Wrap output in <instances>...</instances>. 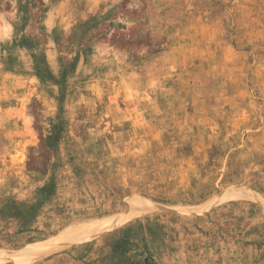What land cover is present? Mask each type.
<instances>
[{"label": "rangeland", "instance_id": "rangeland-1", "mask_svg": "<svg viewBox=\"0 0 264 264\" xmlns=\"http://www.w3.org/2000/svg\"><path fill=\"white\" fill-rule=\"evenodd\" d=\"M0 253L264 264V0H0Z\"/></svg>", "mask_w": 264, "mask_h": 264}, {"label": "bare ground", "instance_id": "bare-ground-1", "mask_svg": "<svg viewBox=\"0 0 264 264\" xmlns=\"http://www.w3.org/2000/svg\"><path fill=\"white\" fill-rule=\"evenodd\" d=\"M152 208H155L154 204L149 202H144L142 199L140 200L138 199L134 202L132 211L130 210V212L127 214L121 213L120 215H111L105 218L84 222L75 226L71 225L72 227L63 230V232L59 233L54 238H49L43 242L30 243L29 247L27 248V251H32V252L38 251L36 255H40L45 252L53 251L57 248L67 246L73 242L85 240L89 237L101 233L102 231L110 230L114 227H117L132 215L150 210ZM11 257L12 255H7V254L4 255L0 253V260L8 259ZM31 257L33 256L30 255V258Z\"/></svg>", "mask_w": 264, "mask_h": 264}]
</instances>
